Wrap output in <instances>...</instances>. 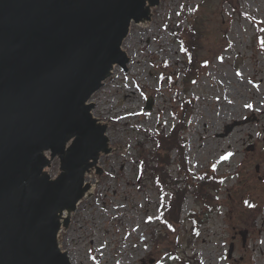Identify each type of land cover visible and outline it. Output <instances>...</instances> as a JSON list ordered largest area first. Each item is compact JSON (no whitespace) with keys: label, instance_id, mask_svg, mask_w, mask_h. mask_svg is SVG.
<instances>
[{"label":"rangeland","instance_id":"rangeland-1","mask_svg":"<svg viewBox=\"0 0 264 264\" xmlns=\"http://www.w3.org/2000/svg\"><path fill=\"white\" fill-rule=\"evenodd\" d=\"M154 1L122 42L126 68L117 65L89 99L108 149L85 174L95 190L68 214L59 247L71 264H179L178 255L183 264H264V33L256 35V24L264 25V0ZM189 19L201 31L194 82L184 77L185 56L175 37ZM182 98L191 100L188 125L179 133L187 171L196 177L212 168L223 178L209 202L219 209L208 211L195 232L188 213L208 206L191 194L172 232L158 218L167 191L183 187L177 152L169 154L167 184L150 171L148 133L170 132ZM245 117L250 120L220 135ZM57 171L55 159L50 172Z\"/></svg>","mask_w":264,"mask_h":264},{"label":"water","instance_id":"water-1","mask_svg":"<svg viewBox=\"0 0 264 264\" xmlns=\"http://www.w3.org/2000/svg\"><path fill=\"white\" fill-rule=\"evenodd\" d=\"M145 14L144 0H0V264H70L57 213L106 146L86 103L111 64L125 66L121 43ZM44 150L61 159L55 180Z\"/></svg>","mask_w":264,"mask_h":264},{"label":"trees","instance_id":"trees-1","mask_svg":"<svg viewBox=\"0 0 264 264\" xmlns=\"http://www.w3.org/2000/svg\"><path fill=\"white\" fill-rule=\"evenodd\" d=\"M205 1V0H204ZM195 12V11H193ZM198 18L196 24L198 25ZM201 22V21H200ZM259 25V26H258ZM257 25V33L260 34L262 30L261 25ZM195 23L190 22L186 26H178V30H175V36L178 39L181 50L186 57V63L184 66V74L186 80L190 77L194 78L199 71L200 62L198 61V53L200 50V34L201 31L198 27H195ZM191 107V100L189 102L182 103L180 109L175 113L176 123L173 124L170 132L165 133L164 129H161L157 133H150L148 139L153 143V149L150 151V156L154 161V165L150 167L152 175L159 184H166L168 181V174L166 172L167 165L170 164L169 154L171 151H176L178 155L177 161L180 169L184 172V186L177 187L169 193L168 200L164 201L160 206V212L158 218L160 222L165 226L169 232H172L179 223L180 213L182 211V205L186 194L191 193L196 200L202 201L206 206L211 208L215 204H209L213 194L212 191H217L220 187V179L213 174L205 171L194 182V177L187 171V165L185 161V140L179 135L180 131H184L187 126V120L189 117V111ZM145 159V158H144ZM147 167V166H145ZM170 183V181H169ZM172 185H177V181L171 182ZM208 208L204 210L201 208L199 211H192L188 214L186 219H190L192 222V229L196 225L204 223L205 218L210 211ZM177 255V253H176ZM179 264H183L185 261L183 257L177 256Z\"/></svg>","mask_w":264,"mask_h":264},{"label":"bare ground","instance_id":"bare-ground-1","mask_svg":"<svg viewBox=\"0 0 264 264\" xmlns=\"http://www.w3.org/2000/svg\"><path fill=\"white\" fill-rule=\"evenodd\" d=\"M144 6H145V8H146L147 14H149V13L151 12V8H152V3H151V1H149V0H144ZM147 14H145V16H144V15H141V16L139 17V20L137 19V22H142L143 19L146 18ZM122 52L125 54L126 59H127V58L129 57V53H128L126 50H123ZM116 66H117V65H115V64H111L110 69H109V72H110V73L114 72L115 69H116ZM86 104H87V103H86ZM92 114H93V113H92ZM90 118H91L92 121H94L95 126L98 127L99 129H101V130L103 131L104 124H103L100 120H98L99 118H96V117L94 116V114H93V116H91ZM95 126H94V127H95ZM96 127H95V128H96ZM104 136L108 139L107 132H106L105 130H104ZM96 153L98 154V151L95 152V155L93 156V159L90 160V162H89L90 165H92V164L95 162V160H96ZM90 165H88V167H89ZM94 190H95V185H94L93 183H90V190H89V191H90V192H94Z\"/></svg>","mask_w":264,"mask_h":264},{"label":"flooded vegetation","instance_id":"flooded-vegetation-1","mask_svg":"<svg viewBox=\"0 0 264 264\" xmlns=\"http://www.w3.org/2000/svg\"><path fill=\"white\" fill-rule=\"evenodd\" d=\"M254 148V147H253Z\"/></svg>","mask_w":264,"mask_h":264}]
</instances>
